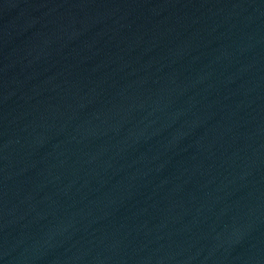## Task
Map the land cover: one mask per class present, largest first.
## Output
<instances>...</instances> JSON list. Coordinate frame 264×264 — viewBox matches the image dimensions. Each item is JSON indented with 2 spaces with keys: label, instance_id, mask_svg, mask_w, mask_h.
Here are the masks:
<instances>
[{
  "label": "water",
  "instance_id": "1",
  "mask_svg": "<svg viewBox=\"0 0 264 264\" xmlns=\"http://www.w3.org/2000/svg\"><path fill=\"white\" fill-rule=\"evenodd\" d=\"M0 264H264V0H0Z\"/></svg>",
  "mask_w": 264,
  "mask_h": 264
}]
</instances>
